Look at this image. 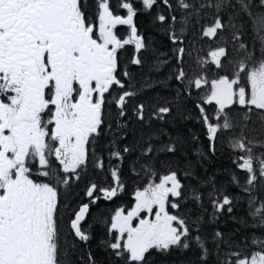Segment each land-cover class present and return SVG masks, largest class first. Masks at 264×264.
<instances>
[{
    "label": "snow or ice",
    "instance_id": "6c2138e0",
    "mask_svg": "<svg viewBox=\"0 0 264 264\" xmlns=\"http://www.w3.org/2000/svg\"><path fill=\"white\" fill-rule=\"evenodd\" d=\"M162 2L173 12H184L179 32L173 27L176 15L154 17L160 25L167 22L175 45V97L192 101L212 155L218 140L230 146L236 171L229 183L247 194L245 224L252 231L239 246L222 247L226 241L217 230L209 246V238L201 234L202 215L192 218L170 211L180 209L184 186L176 171L160 174L149 163L156 151L149 139L141 145V172L151 179L135 191L129 211L120 208L111 216V239L104 247L112 264H148L152 250L167 253L173 248L196 249L199 264H264V0H176L175 8L169 0ZM157 3L116 0L114 8L111 0H93L89 12L88 0H0V264H65L73 247L67 239H91L84 226L90 205L123 189L113 161H123V154L134 150L121 148L120 141L128 99L137 91L130 90L132 74L122 68L119 52L129 45L136 53L146 49L134 18L151 14ZM202 12L211 20L201 29L203 37L224 40L227 29L231 40L239 42L247 23L250 44L217 46L193 56L182 46L184 33L192 17L204 18ZM117 26H127L126 37L117 33ZM131 63L140 65L142 60L134 57ZM230 106L243 110L241 119L230 115ZM144 108L139 104L134 109L141 122ZM171 112L166 104L154 109L153 116L163 121ZM114 127L118 133L108 145L106 167L94 146L106 128ZM159 151L175 148L165 145ZM89 165L109 174L113 183L86 185L88 202L73 208L65 202L67 195ZM185 174L192 176L191 171ZM205 196L213 222L218 214L233 212L235 197L217 188L214 179L203 191L193 189L191 200L203 208ZM88 261L95 264L91 253Z\"/></svg>",
    "mask_w": 264,
    "mask_h": 264
},
{
    "label": "trees",
    "instance_id": "16d2710c",
    "mask_svg": "<svg viewBox=\"0 0 264 264\" xmlns=\"http://www.w3.org/2000/svg\"><path fill=\"white\" fill-rule=\"evenodd\" d=\"M169 2L175 8L176 0H169ZM190 2H193V0H190ZM88 4L90 5L88 11L91 12L94 7L93 0H88ZM114 5H116V0ZM170 13L178 17V23L174 24L173 27L179 32L181 26L179 21H182L184 16L183 10L177 9L173 12L163 4L162 0H158L157 5L151 10V14L143 13L142 16L134 20L138 32L146 39V49L136 53L135 48L129 45L127 49H121L119 52L121 66H125L126 70L134 78L130 82V90L137 91V95L133 98L138 100V102H144L145 120L142 124L139 123L140 121L136 118V114L134 113L135 117L130 118L131 113L128 111L125 121L130 132L127 129L126 131L129 133L123 131L124 139L120 141V147L127 146L134 150L126 153L123 161L118 164L120 178L124 169L126 174L122 179L127 178V181L125 184L123 183L124 187L118 192L117 196L111 199H104L101 196L97 203L92 204L87 219L89 223L87 220L84 222L85 228L91 234V239L84 246L81 242L77 241L74 243L71 238L67 239L65 242L72 244L73 247L71 252L65 257V264H88L89 253L95 260V264H112V257L108 254L109 250L104 247V242L111 239V236L107 234L108 223L115 209L118 210L122 207L131 208L133 202L132 189L144 186L146 181L151 179L146 178L145 174L141 172V167L139 169L136 168L134 170L135 173L132 174V166L137 160L142 159L141 165L144 164L141 145L147 143L149 139L157 151V156L151 157L149 163L160 174L167 173L170 170L176 171L178 179L184 186L183 192L185 196L179 201L180 209H170V211L174 214L178 212L180 215L191 216L192 218L202 215L204 220L201 222V234L209 238V246H211V237L217 230L223 233V239L226 241V245H222V247H237L242 242L243 237L251 234V225L245 224V200L247 194L242 193L239 188L229 183L231 174L236 171L233 164L234 153L225 141L218 140L215 155H212L209 151V141L206 138L204 128L196 119L197 113L192 101H178L174 95L173 89L177 87V84L171 77L176 66L173 51L175 45L169 40V32L166 31L167 23L160 25L159 21L154 19L158 14H163L167 17L170 16ZM244 19L246 21L247 18L245 17ZM227 21L228 17L225 16L223 22L227 23ZM210 22L211 20L207 16L203 19L192 17L191 22L186 26L184 35L187 39L182 46L188 43L191 34L201 36L199 29L206 27ZM236 23L239 25L240 21L237 20ZM241 31L243 35L239 42L231 40V32L226 29L223 32L224 40L218 41L214 37L207 38L206 44H200L199 42L192 47V54L195 56L200 50V54L203 55L217 46H226L232 49L238 43L250 44L252 39L250 26L245 23ZM119 34L121 36L126 35V31H120ZM233 55L235 56V53ZM134 57H139L142 63L140 65L132 64L131 60ZM204 58L206 59V56ZM236 58L239 59L240 57ZM150 86L156 90L154 94L148 93ZM167 102L172 107V112L163 121L155 118L156 127H149L150 123L147 121L150 119L149 113H153L157 107L165 106ZM230 108L232 117L236 119L242 118L243 110L239 106H230ZM249 126L251 127V125ZM131 132L134 133L133 136L130 134ZM141 134L145 139H141ZM113 135V133L108 131L105 136L101 137L98 147L95 146L97 155L102 154L104 158ZM193 136L198 139L194 140ZM165 145L173 146L175 151H159ZM101 150H103L102 153ZM202 153L203 156L201 155ZM161 164L165 165L159 167ZM113 165L115 164L113 163ZM187 171H191L192 176H186L185 173ZM102 173L101 170H97L93 174H89V177H94V179L89 180L80 188L77 186L73 187V192L66 199L75 200L78 192L81 198L85 197V186L91 182L97 183L101 187H107L113 183L109 174ZM97 175L99 176L98 179ZM213 179L217 188H220L225 194L235 197L233 212L227 213L225 211L218 214V218L214 222L211 220L212 208L206 196L203 199V208L194 204L191 200L193 189L203 191L208 187V182ZM261 195L264 196V193H261ZM170 199L172 198L170 197ZM83 200H78L76 204H72V207L77 208L78 204ZM204 209H207V212ZM65 235L67 236L66 232ZM148 264H199V260L196 249L178 250L173 248L167 253L152 250L151 255L148 257Z\"/></svg>",
    "mask_w": 264,
    "mask_h": 264
},
{
    "label": "rangeland",
    "instance_id": "374dc122",
    "mask_svg": "<svg viewBox=\"0 0 264 264\" xmlns=\"http://www.w3.org/2000/svg\"><path fill=\"white\" fill-rule=\"evenodd\" d=\"M113 5V7L115 8V6L116 5H114V3L112 4ZM137 7H139V5H137ZM205 11H207V10H205ZM119 14H124V12L123 11H120L119 12ZM201 16H204V17H206L205 15H204V13L202 12L201 13ZM134 20H135V18H134ZM167 23V22H166ZM202 29V28H201ZM201 29H199V33H200V35L202 36V31H201ZM126 35H127V28H126ZM119 32H120V30H117V33L119 34ZM120 35V34H119ZM126 35H123V36H125L126 37ZM201 36H197V35H195V34H191L190 35V38H189V41H188V43H186V45L184 46L187 50H189L190 52H192L193 53V49H192V47L194 46V45H196V44H198L199 42H200V44H206V42L208 41L207 40V37H203L202 36V38H201ZM194 37V38H193ZM214 39H215V37H214ZM133 46V48H135L134 47V45H132ZM215 48H213V49H211V50H214ZM206 59H210L209 57H207L206 56ZM122 68H124V69H126V67L125 66H122ZM132 79H134L133 78V76H132ZM176 88L177 87H175L174 89H173V92H174V95H175V92H176ZM156 92V90L153 88V87H149V90H148V93H155ZM134 97V96H133ZM133 97H130L129 99H128V111L131 113L130 114V118L131 117H135V115H134V109H135V107L137 106V105H139V104H143L144 102H138V100H136L135 98H133ZM167 105H168V102H167ZM112 111V110H111ZM110 111V112H111ZM149 115H150V119H148L147 121H149V123H150V125H149V127L150 126H152V127H156V125H155V117L153 116V113H149ZM109 118H112V116H109ZM124 125H125V127L123 128V131L124 132H127V133H129L130 131H129V128H128V126H126V125H128L127 124V122L124 120ZM139 123H143V122H139ZM131 125V124H130ZM126 129L129 131H126ZM195 129V128H194ZM110 132V133H118V130L114 127L111 131L110 130H108L107 128L105 129V133H104V135L103 136H105L106 135V133L107 132ZM189 132H191V130H189ZM204 132H205V129H204ZM130 134H132V136H133V134L134 133H130ZM194 135V134H193ZM140 137H141V139H145V137L141 134L140 135ZM172 138H174L175 139V137H173L172 136ZM154 146V145H153ZM95 147V146H94ZM155 147V146H154ZM142 148V147H141ZM126 153H124L123 155H125ZM157 156V151H154L152 154H151V157H156ZM107 157H108V152L105 154V156H104V158H105V163H106V167H107ZM141 160L142 159H139V160H137L136 162H135V164H133V166H132V174H134L135 173V169L136 168H140L141 167ZM122 161H120V163H121ZM113 163L115 164V165H117V164H119V162H117V161H113ZM136 163H137V167H136ZM115 165H113V166H115ZM165 164H161V165H159V167H161V166H164ZM92 171V172H91ZM97 170L96 169H93L92 168V166L91 165H89V167L86 169V172H85V174H84V178L81 180V181H79L78 182V185L77 184H73L72 185V188L73 187H75V186H77L78 188H80L81 186H83L84 184H86L89 180H92V179H94V177L93 178H91V177H89V174H93L94 172H96ZM105 172H103L102 174H104ZM125 171H124V169L122 170V172H121V180H122V182L125 184L126 183V181H127V178H124V179H122L124 176H125ZM164 174H166V173H164ZM98 175H97V179H98ZM147 182L148 181H146V184H147ZM155 182H158V177L157 178H155ZM91 183H94V182H91ZM146 184H144V186H142V187H139V188H136V189H132V191H131V193L133 194V202H132V206H134V193H135V191L136 190H142L143 189V187H145L146 186ZM88 185V184H87ZM71 188V192L70 193H72L73 192V189ZM64 192H68V190L66 189H64ZM67 196H69L70 197V195L68 194ZM80 199H84L83 201H81L79 204H78V206L81 204V203H83V202H88V200H86V196L85 197H83V198H81V195L79 194V192L77 193V197L75 198V200H73V201H71V200H68V199H66V203H68V204H76V202L78 201V200H80ZM87 199H89L88 197H87ZM78 206H77V208H78ZM91 206L92 205H90V208H91ZM131 206V207H132ZM122 208H124L125 209V213L127 212V211H129L131 208H125V207H122ZM117 209H115V211H116ZM61 211L63 212L64 211V209L62 208L61 209ZM115 211L113 212V214H112V216L115 214ZM88 215H89V213H88ZM88 215H87V217H86V220L88 219ZM111 218V217H110ZM86 220H85V222H86ZM87 222L89 223V221L87 220ZM134 224L136 223V221H134L133 222ZM108 226L110 227V220H109V223H108ZM83 244V246L86 244V243H82ZM85 262H86V260H85ZM88 264H89V261H88Z\"/></svg>",
    "mask_w": 264,
    "mask_h": 264
},
{
    "label": "flooded vegetation",
    "instance_id": "af4514ba",
    "mask_svg": "<svg viewBox=\"0 0 264 264\" xmlns=\"http://www.w3.org/2000/svg\"><path fill=\"white\" fill-rule=\"evenodd\" d=\"M114 1H115V0H111L112 4L114 3ZM142 15H143V13H139V14L135 17V19L138 18L139 16H142ZM126 28H127V26H117L116 31H117V30L125 31ZM127 47H129V46H125V49H127Z\"/></svg>",
    "mask_w": 264,
    "mask_h": 264
},
{
    "label": "water",
    "instance_id": "95a60500",
    "mask_svg": "<svg viewBox=\"0 0 264 264\" xmlns=\"http://www.w3.org/2000/svg\"><path fill=\"white\" fill-rule=\"evenodd\" d=\"M86 203V202H85Z\"/></svg>",
    "mask_w": 264,
    "mask_h": 264
}]
</instances>
